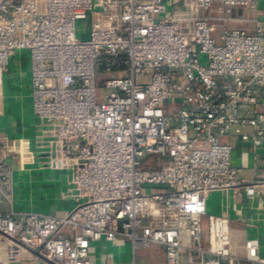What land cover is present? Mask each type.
<instances>
[{
	"label": "built area",
	"instance_id": "2783aa9c",
	"mask_svg": "<svg viewBox=\"0 0 264 264\" xmlns=\"http://www.w3.org/2000/svg\"><path fill=\"white\" fill-rule=\"evenodd\" d=\"M90 18L88 38L76 22ZM29 54L31 108L73 171L61 216L13 209L0 137V245L15 264H90L93 242L158 245L165 264H264L258 238L232 251L231 222L206 212L213 192L264 195L231 166L235 130L264 143L260 0H0V75ZM150 190L151 192H148Z\"/></svg>",
	"mask_w": 264,
	"mask_h": 264
},
{
	"label": "crops",
	"instance_id": "0c3cea01",
	"mask_svg": "<svg viewBox=\"0 0 264 264\" xmlns=\"http://www.w3.org/2000/svg\"><path fill=\"white\" fill-rule=\"evenodd\" d=\"M29 54L16 51L10 58L7 71L0 75V137L10 149L6 157L13 168L15 211H34L61 216L73 206L71 179L73 171L57 168L51 163L56 156L53 139L33 114L31 108ZM239 130L225 137L233 143L230 163L239 178L247 181L264 180V143L256 150L238 139ZM0 144V157L2 156ZM7 205L0 204V210ZM206 212L230 219L232 251L243 254L247 238H258L259 253L264 258V195L234 198L232 191L213 192L206 201ZM90 264H132L133 254L124 240L105 243L93 242L89 247ZM0 260H5V246L0 245ZM136 264H165L163 250L158 245L137 249ZM15 264H49L30 252H24Z\"/></svg>",
	"mask_w": 264,
	"mask_h": 264
},
{
	"label": "rangeland",
	"instance_id": "374dc122",
	"mask_svg": "<svg viewBox=\"0 0 264 264\" xmlns=\"http://www.w3.org/2000/svg\"><path fill=\"white\" fill-rule=\"evenodd\" d=\"M260 7H264V0H260ZM77 37L80 39L88 38L90 31V18L89 16L85 20H80L76 22ZM148 192H151L148 190ZM119 241V240H117Z\"/></svg>",
	"mask_w": 264,
	"mask_h": 264
}]
</instances>
